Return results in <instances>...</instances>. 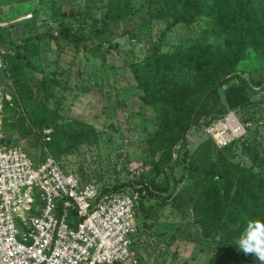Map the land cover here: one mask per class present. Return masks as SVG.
I'll use <instances>...</instances> for the list:
<instances>
[{"label": "rangeland", "instance_id": "374dc122", "mask_svg": "<svg viewBox=\"0 0 264 264\" xmlns=\"http://www.w3.org/2000/svg\"><path fill=\"white\" fill-rule=\"evenodd\" d=\"M107 1L2 0L0 25L5 28V38L25 44L26 48L21 50L22 65L26 64L24 55H27L36 66V70L26 69L31 85V97L27 100L20 99L12 78L1 81L5 137L15 139L14 142L22 145L36 162L51 154L68 172L101 187L153 178L154 186L136 188L143 189L139 190L141 196L136 212L137 262L123 264H213L215 245L210 238L202 236L201 227L195 222L192 197L196 184L190 179L189 167L202 142H212L211 160L217 158L224 146L203 128L204 121L201 120L200 125L188 134L187 150L183 153L181 149L178 160L175 154L168 164L162 165L163 172L157 174L154 162L162 151L158 150L157 155L151 153L148 141L157 129L156 116L144 102L130 64L156 52H172L197 44L220 51L225 49L227 37L216 29L210 16L178 24H172L170 16L158 18L160 15L148 8L150 0H130L129 13L111 25V31L101 33ZM251 2L255 4L256 0ZM59 7L67 13L62 22L88 36L79 48L66 45L60 50L54 42L38 39L41 32L56 30L59 26L60 20L52 15L53 9ZM71 12H75L73 16ZM34 18L37 23L25 25ZM104 42L111 44L110 50L101 45ZM0 49L4 52V47L0 46ZM15 51V47L9 50ZM240 58L235 72L226 77L241 75L250 82L251 88L259 89L252 76L264 81V54L249 47ZM227 86L228 83L216 86L218 102L224 100ZM261 96H264V90L257 94L259 99ZM44 107L55 112L59 122L75 130L85 128V133L91 137L79 141L71 135L63 140L58 152L60 156L55 157L45 143L48 141L45 130H50L49 135H52V127L38 131L33 128L34 135L27 133V126L31 124L28 112ZM235 113L253 140L250 150L238 147L242 152L236 160L250 163L254 150L260 157L264 156V117L251 105L240 106ZM176 145L170 149L172 154Z\"/></svg>", "mask_w": 264, "mask_h": 264}, {"label": "trees", "instance_id": "16d2710c", "mask_svg": "<svg viewBox=\"0 0 264 264\" xmlns=\"http://www.w3.org/2000/svg\"><path fill=\"white\" fill-rule=\"evenodd\" d=\"M106 6V16L99 30L101 33L111 31V25L120 21L131 8L130 0H108ZM148 8L160 15L158 18L172 17V24L192 23L203 16L213 17L216 29L227 37L225 49L220 51L197 44L172 52H156L130 64L138 87L143 92L144 102L155 112L157 129L148 141L151 153L157 155L158 150L162 151L154 162L155 172L159 174L164 170L162 165L168 164L175 154L178 160L181 149L183 153L187 150L188 134L192 128L200 125L201 120L204 121L201 125L206 128L230 110L246 105L261 111L264 117V96L260 99L257 97L264 90V81L252 76V81L259 88L256 90L241 75L226 77L235 72L239 62L237 59L245 49L253 47L264 54V0H256L255 4L251 0H150ZM52 15L60 20L59 26L56 30L49 29L38 34L40 42L46 38L62 50L66 45L79 48L88 39V36L62 22V17L67 13L60 7L54 8ZM37 22V18H34L25 25ZM4 29L0 25V46L4 47V52L0 49L4 63L0 69V84L5 78H12L20 99L24 101L31 97L26 69L36 70V66L27 55H24L26 64L22 65L21 50L26 45L8 41ZM101 45L111 49L108 42ZM14 47L16 51L9 52ZM35 50L38 51V48ZM232 78L237 80L230 81ZM220 83H228V86L224 91V100L218 102L215 90ZM14 100L18 102L16 97ZM28 117L31 124L27 126V133L34 135L33 128L37 131L53 128L50 140L45 143L55 157L60 156L58 152L63 140L71 135L79 138V141L91 137L85 133V128L75 130L59 122L58 115L46 107L31 110ZM249 133L247 130L243 137L224 146L215 160L210 159L212 142L206 140L196 149L190 162V179L196 184L192 197L195 222L200 225L202 236L210 238L215 245L213 264H261L254 254H244L235 244L247 220H264V156L260 157L254 150L252 162L236 160L238 153L242 152L238 150L239 146L250 150L253 145ZM14 141L7 139L9 144H17ZM173 145H176V149L172 154L170 149ZM257 167L261 169L257 170ZM153 183V178L148 181L138 178L104 184L101 190L116 192L131 189L128 187L136 189L137 185L149 188Z\"/></svg>", "mask_w": 264, "mask_h": 264}, {"label": "built area", "instance_id": "2783aa9c", "mask_svg": "<svg viewBox=\"0 0 264 264\" xmlns=\"http://www.w3.org/2000/svg\"><path fill=\"white\" fill-rule=\"evenodd\" d=\"M2 98L0 84V264L136 263L139 190L102 192L96 182L65 170L51 154L36 162L22 145L9 144ZM239 108L205 128L219 145L246 134L235 113ZM232 116L241 130L228 125ZM49 133L45 130L48 140Z\"/></svg>", "mask_w": 264, "mask_h": 264}, {"label": "clouds", "instance_id": "9594fccd", "mask_svg": "<svg viewBox=\"0 0 264 264\" xmlns=\"http://www.w3.org/2000/svg\"><path fill=\"white\" fill-rule=\"evenodd\" d=\"M235 244L244 254H254L261 264H264V220H247Z\"/></svg>", "mask_w": 264, "mask_h": 264}, {"label": "bare ground", "instance_id": "6f19581e", "mask_svg": "<svg viewBox=\"0 0 264 264\" xmlns=\"http://www.w3.org/2000/svg\"><path fill=\"white\" fill-rule=\"evenodd\" d=\"M230 123H228V125H232V127H237L238 129H242L241 127H240V125L238 124V122H237V119H235L233 116L230 118V121H229ZM236 128V129H237Z\"/></svg>", "mask_w": 264, "mask_h": 264}, {"label": "crops", "instance_id": "0c3cea01", "mask_svg": "<svg viewBox=\"0 0 264 264\" xmlns=\"http://www.w3.org/2000/svg\"><path fill=\"white\" fill-rule=\"evenodd\" d=\"M0 5L2 6V0H0Z\"/></svg>", "mask_w": 264, "mask_h": 264}]
</instances>
